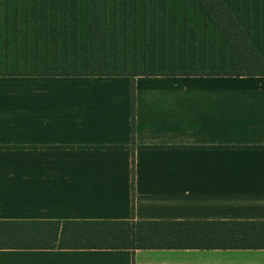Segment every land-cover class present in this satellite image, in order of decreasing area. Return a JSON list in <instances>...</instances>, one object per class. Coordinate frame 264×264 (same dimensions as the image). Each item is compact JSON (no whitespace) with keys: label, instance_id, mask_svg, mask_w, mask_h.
<instances>
[{"label":"crops","instance_id":"1","mask_svg":"<svg viewBox=\"0 0 264 264\" xmlns=\"http://www.w3.org/2000/svg\"><path fill=\"white\" fill-rule=\"evenodd\" d=\"M0 146V220H264V76L0 75ZM7 242L33 246L0 264H264V248Z\"/></svg>","mask_w":264,"mask_h":264},{"label":"trees","instance_id":"2","mask_svg":"<svg viewBox=\"0 0 264 264\" xmlns=\"http://www.w3.org/2000/svg\"><path fill=\"white\" fill-rule=\"evenodd\" d=\"M3 3L0 75L264 76V0ZM31 238L75 248L262 249L264 220H0V247H30L7 240Z\"/></svg>","mask_w":264,"mask_h":264},{"label":"rangeland","instance_id":"3","mask_svg":"<svg viewBox=\"0 0 264 264\" xmlns=\"http://www.w3.org/2000/svg\"><path fill=\"white\" fill-rule=\"evenodd\" d=\"M5 14H4V3L3 0H0V36L3 38V33H4V29H5ZM2 38H0V41H2Z\"/></svg>","mask_w":264,"mask_h":264}]
</instances>
